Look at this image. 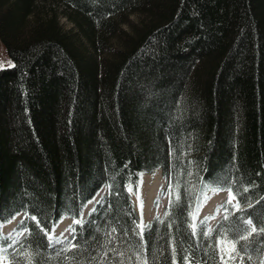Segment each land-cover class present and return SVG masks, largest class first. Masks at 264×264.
<instances>
[{
  "label": "trees",
  "instance_id": "16d2710c",
  "mask_svg": "<svg viewBox=\"0 0 264 264\" xmlns=\"http://www.w3.org/2000/svg\"><path fill=\"white\" fill-rule=\"evenodd\" d=\"M0 42V222L26 229L7 264H264V0H0ZM156 166L176 196L141 229L129 189ZM209 188L237 206L193 234Z\"/></svg>",
  "mask_w": 264,
  "mask_h": 264
},
{
  "label": "rangeland",
  "instance_id": "374dc122",
  "mask_svg": "<svg viewBox=\"0 0 264 264\" xmlns=\"http://www.w3.org/2000/svg\"><path fill=\"white\" fill-rule=\"evenodd\" d=\"M55 3V2H54ZM57 4V3H55ZM57 9L59 11L58 19L59 22L65 27H71L72 23L65 17V13L63 12V8ZM128 18L130 20H135V15H129ZM124 25V24H123ZM0 63L4 65V67L9 66V63L12 64V60L6 55L5 50L0 42ZM193 162H189V168L192 171ZM193 176L190 175L186 178V184L190 188L193 183ZM177 187L174 183H170L169 178L164 174L163 170L156 166L151 171H144L140 174L139 187L136 192L129 190L131 198L134 202L138 217H139V225L148 224L154 218H159L162 216L163 211L165 209L166 204L169 202L171 198H175ZM215 189H221L220 191H215ZM108 188L104 184L97 191L96 194L88 200L84 205L87 204L88 208L85 212H81V219H85L86 216L94 209L96 203L100 202L104 195L106 194ZM212 197H217L218 201L214 204H207L209 199ZM229 200V190L226 188H209L206 191V194L202 200L200 207L197 212L194 213L195 221H192V224L195 223V227L200 223H205L206 226L212 227L214 224V220L217 216H221L223 212V205L228 203ZM83 205V206H84ZM232 207L237 206L236 199H233L230 203ZM69 214H63L62 217L58 220L61 222L65 220L63 223L62 229H60L56 234L49 235L50 239H60V234L62 230L70 231L72 225L74 223V219L69 217ZM69 218L66 221V218ZM25 215L22 211L14 213L8 220L2 222L0 224V235L2 240L7 242H12L13 240L20 237L23 233V228L21 227L22 221L24 220ZM64 218V219H63ZM215 223V222H214ZM57 224V223H56ZM191 224V227H192ZM21 229H23L21 231ZM67 236L61 235V238ZM217 246L220 251L228 249L227 243L222 241L221 239H217ZM7 246L5 244H0V264H7V258L5 256V250Z\"/></svg>",
  "mask_w": 264,
  "mask_h": 264
},
{
  "label": "bare ground",
  "instance_id": "6f19581e",
  "mask_svg": "<svg viewBox=\"0 0 264 264\" xmlns=\"http://www.w3.org/2000/svg\"><path fill=\"white\" fill-rule=\"evenodd\" d=\"M90 200V199H89ZM218 201V198L217 197H212V198H210L209 199V201H208V203L207 204H214L215 202H217ZM84 205V204H83ZM82 208H83V212H85L86 210H87V208H88V206H87V204L86 205H84V206H82ZM82 208H81V212H82ZM17 212H19V211H17ZM16 212V213H17ZM82 215L80 214V217H81ZM9 219V218H8ZM64 219V218H63ZM69 218L67 217L66 218V221L68 220ZM75 221V220H74ZM63 223H65V220H63V221H61V222H57V224L55 223V225L52 227V229L49 231V235L51 234V235H53V234H56L61 228H62V226H63Z\"/></svg>",
  "mask_w": 264,
  "mask_h": 264
},
{
  "label": "snow or ice",
  "instance_id": "6c2138e0",
  "mask_svg": "<svg viewBox=\"0 0 264 264\" xmlns=\"http://www.w3.org/2000/svg\"><path fill=\"white\" fill-rule=\"evenodd\" d=\"M3 67H4V65L2 63H0V70H3ZM9 67H14V65H12L11 63H9ZM129 190H131V189H129ZM220 190L221 189H215V191H220ZM233 199H235V197L232 195L231 190H229V200H228V203L230 204ZM193 221H195V216L194 215H193ZM246 223L251 224V221L248 220V221H246ZM192 228H193V234H195V223L192 224ZM141 229H143V226L142 225H141ZM255 230H256L255 228L252 229V231H255ZM242 238H246V237H242ZM0 250H2V249H0ZM245 251H247L246 248H245Z\"/></svg>",
  "mask_w": 264,
  "mask_h": 264
}]
</instances>
